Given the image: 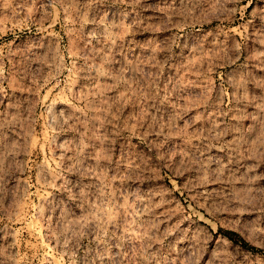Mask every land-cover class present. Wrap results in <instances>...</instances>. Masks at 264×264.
Segmentation results:
<instances>
[{"label": "rangeland", "instance_id": "rangeland-1", "mask_svg": "<svg viewBox=\"0 0 264 264\" xmlns=\"http://www.w3.org/2000/svg\"><path fill=\"white\" fill-rule=\"evenodd\" d=\"M0 264H264V0H0Z\"/></svg>", "mask_w": 264, "mask_h": 264}, {"label": "bare ground", "instance_id": "bare-ground-1", "mask_svg": "<svg viewBox=\"0 0 264 264\" xmlns=\"http://www.w3.org/2000/svg\"><path fill=\"white\" fill-rule=\"evenodd\" d=\"M22 28V27H21Z\"/></svg>", "mask_w": 264, "mask_h": 264}]
</instances>
